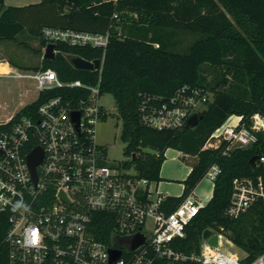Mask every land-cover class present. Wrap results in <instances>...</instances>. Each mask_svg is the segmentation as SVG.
I'll return each instance as SVG.
<instances>
[{
    "label": "trees",
    "instance_id": "obj_1",
    "mask_svg": "<svg viewBox=\"0 0 264 264\" xmlns=\"http://www.w3.org/2000/svg\"><path fill=\"white\" fill-rule=\"evenodd\" d=\"M3 2L0 0V42L16 41L23 33L40 39L38 48L25 45L40 55V65L11 61L12 66L31 71L52 69L65 82L96 84L99 72L78 70L70 60L100 59L103 51L57 43L55 57L43 58V49L49 44L42 37L43 29L110 31L101 92L114 96L123 120L121 138L126 143L124 154L130 158L124 168L133 166L139 176L159 183L169 148L195 157L197 163L184 181L183 194L167 196L163 203L171 212L196 189L210 167L219 166L213 195L192 220L180 247L195 249L206 229L223 228L235 246L247 253V262L263 253L261 206L254 205L236 219L229 217L227 211L233 180L259 173L258 167L252 168L250 159L264 155V132L258 133L257 143L229 156L222 155L221 149L203 147L231 116L242 117L241 123L247 126L255 113L264 116V0H41L24 7H5ZM115 13L120 16L117 22L112 19ZM185 34L195 39L182 49ZM211 74L214 76L209 80ZM184 85L214 93L213 101L199 113L196 127L160 131L142 123L143 107L165 100ZM55 93H41L11 123L32 116L40 103ZM4 128L0 125V131ZM113 219L109 213H95L92 228L98 240H109ZM6 228L7 223L1 218L0 242ZM0 264H7L4 248L0 249Z\"/></svg>",
    "mask_w": 264,
    "mask_h": 264
},
{
    "label": "built area",
    "instance_id": "obj_2",
    "mask_svg": "<svg viewBox=\"0 0 264 264\" xmlns=\"http://www.w3.org/2000/svg\"><path fill=\"white\" fill-rule=\"evenodd\" d=\"M112 19L119 21V14ZM42 37L49 44L101 49L103 55L94 70L99 72L96 84L65 82L52 69L0 73L34 79L40 94L57 92L32 116L0 124L5 127L0 131V219L7 223L0 249L5 250L7 264H264V251L247 262V253L230 250L236 246L223 228L209 229L208 238L202 234L195 249L181 248L189 225L204 206L195 190L168 212L157 182L106 162L96 133L109 114L100 99L111 32L45 27ZM213 98L209 90L184 85L165 100L143 107L141 121L160 131L183 130ZM241 121L239 117L236 123H224L203 148L221 149L229 156L257 143L258 133L264 132V116L255 113L250 126ZM39 147L43 159L35 177L28 157ZM257 167V175L233 180L229 217L239 218L254 205L261 206L264 217V155L258 156ZM219 173V166L213 165L205 178L214 182ZM98 212L114 218L107 242L98 240L92 228ZM214 235L216 246L210 243ZM115 252L120 256L114 258Z\"/></svg>",
    "mask_w": 264,
    "mask_h": 264
},
{
    "label": "rangeland",
    "instance_id": "obj_3",
    "mask_svg": "<svg viewBox=\"0 0 264 264\" xmlns=\"http://www.w3.org/2000/svg\"><path fill=\"white\" fill-rule=\"evenodd\" d=\"M40 1L41 0H4L3 4L5 7L24 6L36 4ZM182 37L183 43L180 46L182 49L194 42L195 39L194 36L189 34H185ZM26 44L31 48H38L40 39L28 33H23L16 41L0 42V66L4 65L8 67L7 72L12 70L13 72H22L26 74L33 73L31 70L16 68L11 64V61H17L26 66L40 65V55L34 54L30 50L31 48L25 46ZM44 53L45 48L43 49V56ZM213 76L214 74L209 75V80H211ZM39 96L40 93L34 79L27 77L17 78L9 75L0 76V124L14 117L25 106L37 101ZM100 104L103 108L107 109L109 114L107 119L100 122L97 126V141L102 148L103 156L107 163L119 164L121 167H124L125 164L130 161V158L126 157L124 154L126 143L121 138L123 120L118 114L117 101L112 94L104 93L101 96ZM236 120H238V118L234 115L230 117L226 123H234ZM166 161L167 168L165 177L159 182V185L167 182L172 184L173 187L170 192L161 190L162 187H159V192L179 197L183 194V188L181 189V186L184 185V181L197 163V159L190 155H176L175 153L168 152ZM125 169H128L131 173L135 172L133 166ZM212 189L213 182L207 178H204L196 187L198 198L202 204L208 203L207 200L210 198ZM230 250L239 251L236 247H231Z\"/></svg>",
    "mask_w": 264,
    "mask_h": 264
},
{
    "label": "water",
    "instance_id": "obj_4",
    "mask_svg": "<svg viewBox=\"0 0 264 264\" xmlns=\"http://www.w3.org/2000/svg\"><path fill=\"white\" fill-rule=\"evenodd\" d=\"M55 55H56L55 44H52V43L48 44L45 49L43 58L53 59ZM70 61L72 65L78 70L94 71L95 69H98L100 67V59H95L91 62L81 57H73L71 58ZM198 122H199V115L194 114L192 117H190V119L188 120V122L186 123L182 131H186V130L196 127ZM42 159H43V152L40 147L36 148L28 157V163H29L30 170L34 174L35 177H36V167L42 161ZM257 161H258V156H253L250 159V164L252 168H256ZM210 235H211V231L209 229L205 230L203 233L204 238H208ZM210 243L216 246L218 244L217 236L215 235L212 236L210 239ZM120 254H121L120 252H115L113 256L114 258H117L120 256Z\"/></svg>",
    "mask_w": 264,
    "mask_h": 264
},
{
    "label": "crops",
    "instance_id": "obj_5",
    "mask_svg": "<svg viewBox=\"0 0 264 264\" xmlns=\"http://www.w3.org/2000/svg\"><path fill=\"white\" fill-rule=\"evenodd\" d=\"M41 2V1H40ZM40 2H38V3H40ZM38 3H36V4H38ZM24 6H28V5H24ZM24 6H15V7H24ZM46 49V48H45ZM8 65V64H7ZM232 117V116H231ZM235 117H237V118H239V116H235ZM238 120H236V121H234V123H236ZM168 152H172L173 154L175 153L176 155H178V154H180V155H183L184 153L183 152H180V151H178V150H175V149H172V148H169L167 151H166V153H165V156H166V159H167V153ZM185 155V154H184ZM176 157V156H175ZM166 159H165V161H164V163L162 164V167H161V171H160V176H161V178L163 179V177H165V171H166V168H167V161H166ZM191 172V171H190ZM190 172H189V174H190ZM211 181V180H210ZM211 182H213V181H211ZM159 187H162V189L161 190H164V191H171V189H172V187H173V185L172 184H170V183H167V182H164V183H161L160 185H159V183H158V185H157V188H158V191H159ZM183 188V190L182 191H184V185L183 186H181V189ZM213 189H214V182H213ZM213 189H212V192H211V195H210V198L207 200V202H209V200L211 199V197H212V195H213ZM181 191V192H182ZM180 192V193H181ZM163 194V193H162ZM163 195H165L166 197L167 196H170V194H163ZM195 197L199 200V198H198V194H197V192H196V189H195ZM200 201V200H199ZM207 203H205V204H203V205H206Z\"/></svg>",
    "mask_w": 264,
    "mask_h": 264
},
{
    "label": "bare ground",
    "instance_id": "obj_6",
    "mask_svg": "<svg viewBox=\"0 0 264 264\" xmlns=\"http://www.w3.org/2000/svg\"><path fill=\"white\" fill-rule=\"evenodd\" d=\"M7 71H8V67H6L4 65L0 66V73H5ZM226 125H228V124L226 123Z\"/></svg>",
    "mask_w": 264,
    "mask_h": 264
}]
</instances>
